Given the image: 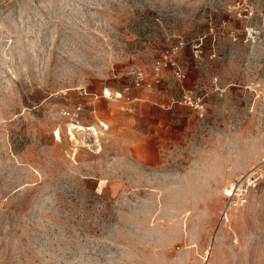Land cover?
Returning <instances> with one entry per match:
<instances>
[{
  "label": "rangeland",
  "instance_id": "obj_1",
  "mask_svg": "<svg viewBox=\"0 0 264 264\" xmlns=\"http://www.w3.org/2000/svg\"><path fill=\"white\" fill-rule=\"evenodd\" d=\"M261 92L264 0H0V264H264Z\"/></svg>",
  "mask_w": 264,
  "mask_h": 264
},
{
  "label": "built area",
  "instance_id": "obj_2",
  "mask_svg": "<svg viewBox=\"0 0 264 264\" xmlns=\"http://www.w3.org/2000/svg\"><path fill=\"white\" fill-rule=\"evenodd\" d=\"M136 80L138 84L142 83L145 79L144 73L142 71H135ZM261 100H264V93H260ZM260 177H264V159L259 163V165L254 166L250 169L246 178L248 179L249 186H256ZM247 192V187H244L243 183H240V180L235 182L226 190L227 201L225 204V217H227L228 210L235 205L243 203L245 200V195Z\"/></svg>",
  "mask_w": 264,
  "mask_h": 264
},
{
  "label": "bare ground",
  "instance_id": "obj_3",
  "mask_svg": "<svg viewBox=\"0 0 264 264\" xmlns=\"http://www.w3.org/2000/svg\"><path fill=\"white\" fill-rule=\"evenodd\" d=\"M105 93H106V95H109V96L112 94V92L110 91V89H107ZM121 95H122L121 92L118 91V92H117V97H118V96L121 97ZM104 124H105V123H103L102 125H104ZM107 127H108V126H107ZM80 128H86V127H85L84 125H81ZM225 188H226V187H225ZM229 188H230V187H229ZM229 188H226V190H228ZM194 245H195V244H194Z\"/></svg>",
  "mask_w": 264,
  "mask_h": 264
}]
</instances>
